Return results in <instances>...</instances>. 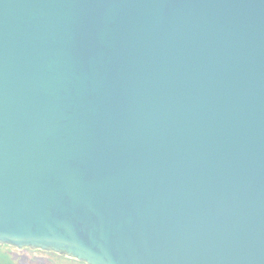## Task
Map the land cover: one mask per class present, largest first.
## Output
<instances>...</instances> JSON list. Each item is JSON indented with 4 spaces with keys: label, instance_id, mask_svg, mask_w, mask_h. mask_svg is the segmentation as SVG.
Masks as SVG:
<instances>
[{
    "label": "water",
    "instance_id": "1",
    "mask_svg": "<svg viewBox=\"0 0 264 264\" xmlns=\"http://www.w3.org/2000/svg\"><path fill=\"white\" fill-rule=\"evenodd\" d=\"M0 245L264 264V0H0Z\"/></svg>",
    "mask_w": 264,
    "mask_h": 264
},
{
    "label": "rangeland",
    "instance_id": "2",
    "mask_svg": "<svg viewBox=\"0 0 264 264\" xmlns=\"http://www.w3.org/2000/svg\"><path fill=\"white\" fill-rule=\"evenodd\" d=\"M3 251L12 254L16 264H83L76 259H71L53 252L40 251L37 249H17L8 245H0Z\"/></svg>",
    "mask_w": 264,
    "mask_h": 264
},
{
    "label": "trees",
    "instance_id": "3",
    "mask_svg": "<svg viewBox=\"0 0 264 264\" xmlns=\"http://www.w3.org/2000/svg\"><path fill=\"white\" fill-rule=\"evenodd\" d=\"M38 250V249H37ZM0 264H16L12 254L0 248Z\"/></svg>",
    "mask_w": 264,
    "mask_h": 264
},
{
    "label": "flooded vegetation",
    "instance_id": "4",
    "mask_svg": "<svg viewBox=\"0 0 264 264\" xmlns=\"http://www.w3.org/2000/svg\"><path fill=\"white\" fill-rule=\"evenodd\" d=\"M41 251V250H40ZM46 252H51V251H46ZM54 253V252H53ZM57 254V253H56ZM59 255H62V256H66V255H64V254H59ZM67 257V256H66ZM68 258H70V257H68ZM71 259H73V258H71ZM78 261V260H77ZM80 262V261H79ZM83 263V262H82ZM83 264H85V263H83Z\"/></svg>",
    "mask_w": 264,
    "mask_h": 264
}]
</instances>
